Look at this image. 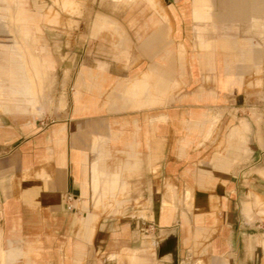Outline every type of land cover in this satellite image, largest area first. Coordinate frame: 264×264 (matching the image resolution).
Here are the masks:
<instances>
[{
	"label": "crops",
	"instance_id": "0c3cea01",
	"mask_svg": "<svg viewBox=\"0 0 264 264\" xmlns=\"http://www.w3.org/2000/svg\"><path fill=\"white\" fill-rule=\"evenodd\" d=\"M11 1L43 36L0 51V264H261L264 0H128L71 32ZM52 68L69 98L39 115Z\"/></svg>",
	"mask_w": 264,
	"mask_h": 264
},
{
	"label": "rangeland",
	"instance_id": "374dc122",
	"mask_svg": "<svg viewBox=\"0 0 264 264\" xmlns=\"http://www.w3.org/2000/svg\"><path fill=\"white\" fill-rule=\"evenodd\" d=\"M76 2V8L72 9L70 7H63L62 0H31L30 6L32 8V12L36 13L40 10L41 14H55L58 16V21L56 23H50L44 19V22L47 24L64 26L71 32L73 27H77L79 25V21H81V26L88 25L92 20L93 16L97 14V11H103L105 7H110L111 4L114 6H123L127 7L131 2L128 0H74ZM0 7H7V11L0 9V51L3 50L4 46L12 45L11 41H16L21 46V49L24 52V56L26 61L29 62L30 54L34 51L36 54L40 55L39 48L42 34V29L40 31L32 28V33L29 34V37L25 38L24 35L20 32V24L18 21L13 19L11 16L14 12L15 4L11 0H0ZM8 14L11 17H2V15ZM237 30V29H236ZM235 30V31H236ZM207 35L209 41L212 40L211 36H215V30L210 28L207 30ZM211 43V42H210ZM4 44V45H3ZM198 48L200 46H197ZM210 44L208 48H210ZM35 48V49H34ZM38 48V49H37ZM2 54L0 53V62H2ZM259 73V72H258ZM260 78V76H256ZM258 83V82H257ZM260 83V82H259ZM258 83V84H259ZM34 91L37 94L36 104H42V110L40 111L41 115L45 110L53 113L55 110H59L63 108L66 104L67 99L69 98V93L66 90L63 92L58 91L57 83L55 80V72L54 68L48 71L47 78L43 82V86L40 87L38 84L34 86ZM170 95V99L164 98L159 104H166L173 100V96L177 95V92L167 93ZM58 99V105L56 106V102ZM44 105L48 106V109L44 107ZM55 107H51V106ZM0 110L2 108L0 107ZM27 110L31 112V115L34 117L37 115V111L28 107ZM188 198V197H187ZM263 205V204H262ZM263 249H264V241H263ZM261 264H264V250L262 252V256L260 258Z\"/></svg>",
	"mask_w": 264,
	"mask_h": 264
}]
</instances>
